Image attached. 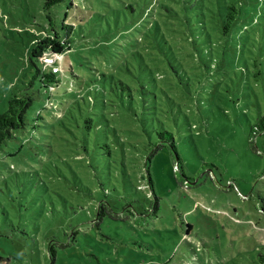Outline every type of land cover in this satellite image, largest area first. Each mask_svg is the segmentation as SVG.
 Segmentation results:
<instances>
[{"label": "rangeland", "instance_id": "374dc122", "mask_svg": "<svg viewBox=\"0 0 264 264\" xmlns=\"http://www.w3.org/2000/svg\"><path fill=\"white\" fill-rule=\"evenodd\" d=\"M43 2L0 0V14L6 15L0 17V112L11 93L34 73L19 56L26 41L24 29L43 18ZM78 3L80 9L91 13L79 33V37H88L87 47L92 45L89 36L97 32L91 27L101 14L112 21L116 10L121 19L125 13L129 20V4L136 9L131 15L134 21L141 19L143 9L149 12L148 18L144 16L146 19L134 26L136 37L148 32L147 20L155 22L164 36L169 37V32L199 36V31L193 30L196 23L219 20L231 4L248 13L241 24L245 26L236 31L237 44L245 43V37L252 34L255 26L251 18L264 25V0ZM58 7L64 11L62 4ZM68 15L73 16L72 8ZM133 37V33L126 35L127 40ZM76 45L86 53L80 59L91 57L90 48ZM197 48H201L196 53L198 65L190 68L178 58L182 64L176 66L174 86L162 85L158 110L154 112V101H139L140 116H145L147 124L137 122L134 126L129 120L116 125L115 118L127 110L123 105H116L114 111L108 109L109 123L116 125L122 139L133 141L116 162L97 157L94 151L89 155L94 165L91 169L82 160H69L78 168L72 169L76 173L64 164L59 167L61 177L47 173V161L58 164L61 158L53 155L48 129L42 125L33 129L38 122L36 110L45 118L49 116L47 110L39 108L48 93L39 94L27 113L26 126L7 140L9 146H4L11 149L22 141L26 148L33 146L36 159L22 154L2 156L0 152L2 263L264 264L255 262L264 252V131L251 132L264 114V77L255 75L246 50L215 53L206 44ZM160 55L165 62L178 64L171 51L163 50ZM102 60L91 61L92 72H98L97 65L107 70ZM68 74L65 66L52 100L63 95ZM149 111L153 115L146 114ZM160 130L172 133L175 148ZM159 143L163 146L153 153ZM104 194L117 218L106 216L98 226L94 221ZM48 240L55 246L66 245L59 248L54 262Z\"/></svg>", "mask_w": 264, "mask_h": 264}, {"label": "trees", "instance_id": "16d2710c", "mask_svg": "<svg viewBox=\"0 0 264 264\" xmlns=\"http://www.w3.org/2000/svg\"><path fill=\"white\" fill-rule=\"evenodd\" d=\"M78 1L44 0L42 20L36 19L31 23L30 28L24 29L26 41L22 46L19 60L34 73L29 81L23 80V86L17 87L11 93L5 110L0 112V152L2 156L14 157L22 154L24 157L36 159L32 150L33 146L26 148L22 141L11 149L4 148V146H9L7 140L15 137L16 132L26 126L27 113L30 108H33L41 92H47L48 95L43 97V103L39 108L47 110L49 116L46 115L45 118L41 110L35 109V119L38 122L33 125V129L41 125L48 129L47 134L52 137L50 143L54 147L55 154L53 155L58 154L57 158L61 160L56 158L58 164H54V161L49 159L45 171L56 173L61 177V164L67 165L71 172L74 167L78 170L76 166L68 163L69 160H82L84 166L91 169L94 165L89 155L94 151L97 157H103L105 160L113 158L115 162L117 156H123L126 146L132 144L133 141L130 138L122 139L117 132L116 125H120V122L127 124L129 120L134 123V126L137 122L141 126H144V123L147 124L145 116H140L139 101L141 100L143 104L145 101L149 103L154 101V112L158 110L162 85L174 86L172 77H176L174 74L176 66L182 64L178 58L185 60L190 68L198 65L196 53L201 49L197 48L198 46L206 44L214 48L215 53L237 48L246 50V55L249 56L251 65L255 68V75L264 77V25H257V22L251 18V23L255 26L252 34L245 37V43L240 45L236 43V31L248 15L242 8L238 9L231 4L226 7L225 15L219 20L196 23L197 26L193 30H198L199 36L184 33L176 35V32H169V37L164 36L158 31L159 27L155 22L147 20L148 32H144L142 37H136L134 26L148 18L149 12L147 8L143 9L141 19L134 21L131 15L136 9L133 7L134 4H129L131 14L129 20L125 13L124 18L121 19L116 14V10H113L112 21L101 14L97 24L91 27L93 30L97 29V32L89 36L92 45L87 47L88 37L85 38L83 35L79 37V33L83 31V23L88 15L91 16V13L80 9ZM60 4L63 5L64 11L58 7ZM228 7H232V10L228 11ZM69 8L73 9V16L68 15ZM5 16L0 14V17L6 18ZM128 33H133L135 37L127 40ZM21 38L23 39L22 35ZM177 40L183 45L182 47ZM76 43L88 50L90 48L91 51L88 54L91 57L80 59L86 53L78 50ZM179 49H181L180 52ZM163 50H169L176 55L175 59L178 60V64L165 62L160 55ZM46 57H51L52 61L49 63L45 60ZM99 58H103L102 66H106L107 70L97 65L98 72H92L93 68L89 64L93 59ZM65 66L69 70L67 75L69 80L63 88V95L58 94L56 99L52 100L53 91L61 80L59 74L65 71ZM168 67L173 68L169 71ZM36 80H38V87ZM116 105H123L127 112L115 118V125L109 123L106 115L108 109L114 111L113 108ZM143 109H147L146 106ZM146 114L153 115L151 111ZM256 130L264 131V114H260L256 123L252 125L251 132ZM160 132V134L167 135L172 143L171 132L161 130ZM172 144L175 148L174 143ZM161 146L163 144L159 143L153 153ZM149 159L150 157L147 160ZM98 165L100 166L99 163ZM148 177L151 181L149 171ZM105 194L103 199L99 200L97 207V218L94 224L98 226L106 216L117 218L111 213ZM49 241L48 250L54 262L59 248H65L66 245L60 243L59 246H55L54 242L49 243ZM261 246L264 248V244ZM2 260L5 263V257L0 255V264H4ZM255 262H264V252L259 254Z\"/></svg>", "mask_w": 264, "mask_h": 264}, {"label": "built area", "instance_id": "2783aa9c", "mask_svg": "<svg viewBox=\"0 0 264 264\" xmlns=\"http://www.w3.org/2000/svg\"><path fill=\"white\" fill-rule=\"evenodd\" d=\"M45 60L50 63L52 61V58L51 57H46Z\"/></svg>", "mask_w": 264, "mask_h": 264}]
</instances>
